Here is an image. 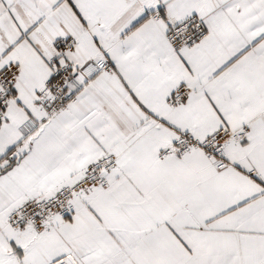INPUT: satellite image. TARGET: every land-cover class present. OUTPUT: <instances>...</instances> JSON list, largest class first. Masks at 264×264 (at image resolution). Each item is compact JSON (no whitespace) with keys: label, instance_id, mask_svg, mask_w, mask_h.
Returning a JSON list of instances; mask_svg holds the SVG:
<instances>
[{"label":"snow or ice","instance_id":"obj_1","mask_svg":"<svg viewBox=\"0 0 264 264\" xmlns=\"http://www.w3.org/2000/svg\"><path fill=\"white\" fill-rule=\"evenodd\" d=\"M0 264H264V0H0Z\"/></svg>","mask_w":264,"mask_h":264}]
</instances>
